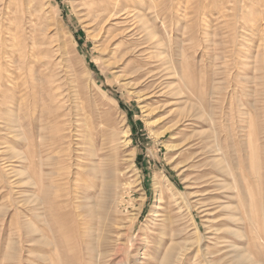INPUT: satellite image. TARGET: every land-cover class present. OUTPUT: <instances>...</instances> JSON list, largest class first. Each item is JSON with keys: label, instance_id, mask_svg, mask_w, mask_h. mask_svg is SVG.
I'll return each mask as SVG.
<instances>
[{"label": "rangeland", "instance_id": "374dc122", "mask_svg": "<svg viewBox=\"0 0 264 264\" xmlns=\"http://www.w3.org/2000/svg\"><path fill=\"white\" fill-rule=\"evenodd\" d=\"M0 264H264V0H0Z\"/></svg>", "mask_w": 264, "mask_h": 264}, {"label": "bare ground", "instance_id": "6f19581e", "mask_svg": "<svg viewBox=\"0 0 264 264\" xmlns=\"http://www.w3.org/2000/svg\"><path fill=\"white\" fill-rule=\"evenodd\" d=\"M120 11V10H119ZM119 11L118 10H115L114 11V13H113V15L112 16H115V15H117L118 13H119ZM92 13H93V15L96 17V18H100L101 16H102V13H95L94 14V12L92 11ZM88 14H90V13H88ZM147 22H145V24H146ZM95 25V24H94ZM103 28V27H102ZM146 28L149 30V32H150V35H153V31H152V29H150V27L146 24ZM105 30V29H104ZM121 35H125L124 33H122ZM116 38H118V36L116 37ZM116 41V40H115ZM118 49V48H117ZM36 52V51H35ZM126 53H128V52H126ZM125 56V55H124ZM34 59V58H33ZM174 89H176V94H182L183 92H182V90L179 88V87H175ZM182 92V93H181ZM128 132V131H127ZM125 133V132H124Z\"/></svg>", "mask_w": 264, "mask_h": 264}]
</instances>
